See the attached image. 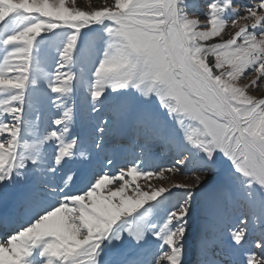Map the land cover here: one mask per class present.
Wrapping results in <instances>:
<instances>
[{
	"label": "snow or ice",
	"instance_id": "6c2138e0",
	"mask_svg": "<svg viewBox=\"0 0 264 264\" xmlns=\"http://www.w3.org/2000/svg\"><path fill=\"white\" fill-rule=\"evenodd\" d=\"M195 7L0 0V196L19 186V219L0 216V264H186L194 189L206 186L244 211L226 242L202 230L194 264H264V95L249 92L264 83V0H208L203 19ZM78 88L98 138L73 131ZM120 125L181 158L152 169L140 144L120 164L105 144ZM189 166L193 183H136ZM173 188L184 196L169 205ZM220 245L229 259L209 258Z\"/></svg>",
	"mask_w": 264,
	"mask_h": 264
},
{
	"label": "rangeland",
	"instance_id": "374dc122",
	"mask_svg": "<svg viewBox=\"0 0 264 264\" xmlns=\"http://www.w3.org/2000/svg\"><path fill=\"white\" fill-rule=\"evenodd\" d=\"M106 0H76V6L89 10L92 8H100L105 5ZM113 0H107V3H112ZM190 3L193 0H189ZM208 0H195L196 7L190 8V14L195 13L203 19V13L206 10L205 5ZM237 4L243 5L249 3V0H236ZM240 23H244L240 21ZM237 29L232 28L230 23L221 36L223 39L230 38ZM86 31V30H85ZM221 38H213L210 42H219ZM214 60V58H212ZM78 70V69H77ZM255 78V74L251 76L241 77L238 84L250 83L251 79ZM250 94L257 97L264 95V83H261L258 90L249 89ZM86 91L77 89L73 96L75 102V121L73 123V131L81 136L86 134L95 135L98 138V133H93L94 126L99 122V118L92 115L89 111V101L85 100ZM156 107V105H154ZM163 111L162 109L160 110ZM107 109H103L101 115H105ZM105 144L109 154L115 152L120 158V164L131 162L137 155L140 154V148L137 145H145V159L148 161V166L152 169L159 170L167 168L175 164L179 157L175 150L169 149L160 142L145 141L133 128L125 125L118 126L111 134L105 137ZM103 153L100 159H103ZM226 164L221 159L217 165V171L220 173V179L227 175ZM195 171L194 166L182 168L180 173H164V178L158 177H137L136 183L145 191L149 190V185L152 188L169 187L178 183H193L194 176L191 175ZM38 177L33 178V183L39 185ZM19 186H9L7 196H0V214L7 213L14 203L18 201ZM184 192L182 189H172V195L169 196L167 203L175 204L182 199ZM244 211L243 203L239 197L233 198L228 192L212 191L209 187L203 189H194L193 211L189 220V237L186 241V264H194L199 258L196 242L202 232L207 227L209 235L214 239L225 240L227 228L236 224V218ZM222 213V215H218ZM16 217L14 216V220ZM194 246L190 249V245ZM134 250L129 248L125 252L131 254ZM195 255V256H194ZM209 258L229 259L223 257V245L214 246L209 251Z\"/></svg>",
	"mask_w": 264,
	"mask_h": 264
},
{
	"label": "bare ground",
	"instance_id": "6f19581e",
	"mask_svg": "<svg viewBox=\"0 0 264 264\" xmlns=\"http://www.w3.org/2000/svg\"><path fill=\"white\" fill-rule=\"evenodd\" d=\"M10 215H11V214H9L8 216H10ZM14 216H15V215L13 214V215H12V218H13V219H14ZM15 217H16V216H15Z\"/></svg>",
	"mask_w": 264,
	"mask_h": 264
}]
</instances>
